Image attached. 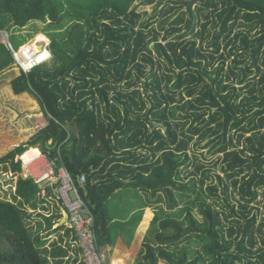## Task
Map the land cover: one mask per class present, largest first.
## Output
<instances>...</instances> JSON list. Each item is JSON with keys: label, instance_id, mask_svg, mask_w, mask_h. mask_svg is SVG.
<instances>
[{"label": "trees", "instance_id": "1", "mask_svg": "<svg viewBox=\"0 0 264 264\" xmlns=\"http://www.w3.org/2000/svg\"><path fill=\"white\" fill-rule=\"evenodd\" d=\"M141 1L151 14L136 0H0V31L41 22L51 53L9 81L46 123L0 156L15 175L0 196V264L67 255L44 245L52 217L31 224L59 182L43 197L20 175L28 147L67 170L96 230L123 179L150 195L136 264H264V0ZM13 66L0 42V74Z\"/></svg>", "mask_w": 264, "mask_h": 264}, {"label": "crops", "instance_id": "2", "mask_svg": "<svg viewBox=\"0 0 264 264\" xmlns=\"http://www.w3.org/2000/svg\"><path fill=\"white\" fill-rule=\"evenodd\" d=\"M23 94L29 97V104L36 103L37 100L33 96L28 93ZM41 114L42 119H44L43 113ZM44 120L46 121V119ZM32 148L39 149L38 147ZM105 174L106 172L102 173V175ZM123 182L124 184L118 187L109 197L105 212H102V216L105 215L104 226L102 228L98 227L96 230L99 248L106 264H136L141 255L145 233L154 216V206L150 205L149 200L150 195L141 188L131 185L128 177L123 179ZM56 183L57 181L45 180L41 185L38 184L42 188V196H45L46 187L55 186ZM79 184L82 185L80 182ZM44 198L45 203L42 206L45 209L40 207L33 213L32 223L35 225L38 221H41L45 228V221L40 214L47 218L52 217L51 234L47 236L44 245L49 248L53 241H58L59 245L67 247V255L58 260H62V264H80V251L73 242L72 232L69 233L66 230V228H69L67 213L57 198V190L53 189L51 197ZM62 224L64 226L57 230L56 228ZM44 232L45 230L42 229L41 235ZM61 239L62 242H60ZM50 260L53 264V258ZM161 263L164 262L160 261L159 264Z\"/></svg>", "mask_w": 264, "mask_h": 264}, {"label": "built area", "instance_id": "3", "mask_svg": "<svg viewBox=\"0 0 264 264\" xmlns=\"http://www.w3.org/2000/svg\"><path fill=\"white\" fill-rule=\"evenodd\" d=\"M4 37L3 35H1ZM29 43L20 47L13 45L5 38V45L11 52L14 64L22 71L27 72L32 67L40 64L51 57L48 39L41 35ZM31 152L27 160L23 156ZM21 163V176L30 177L35 183L41 185L45 180L59 182L57 198L62 203L66 213L69 227L73 229L76 236L74 241L80 250V256L85 264H106L100 251L96 233L94 217L78 193V189L67 170L60 166L57 169L54 160H50L37 148H30L16 157ZM79 182H85V175L79 176Z\"/></svg>", "mask_w": 264, "mask_h": 264}, {"label": "rangeland", "instance_id": "4", "mask_svg": "<svg viewBox=\"0 0 264 264\" xmlns=\"http://www.w3.org/2000/svg\"><path fill=\"white\" fill-rule=\"evenodd\" d=\"M135 3L138 4L139 11H147L148 14L152 13L153 7L156 4H144L141 0H136ZM42 27L43 24L41 22L35 21L23 29H11L6 33L12 44L17 46L35 39L36 36L42 32ZM1 35L5 37L6 34L4 32L1 33ZM1 35L0 42L4 44L5 38L1 37ZM19 72V69L13 66L0 74V156L13 146L25 142L30 135L46 122L44 120L45 117L44 119L41 117V107L37 101L36 103L29 104V97L26 94L14 96L11 92L9 81ZM200 151L205 154V157H202L204 162H206L205 164L209 165L210 159L206 160V158L209 157L208 154H206L207 149L202 148ZM31 152H36V150H31L24 156L29 157ZM190 152L191 151H189V153ZM14 180L15 175L10 171H5L4 166L0 164V196L5 197V193L10 189L12 190ZM6 198H9V196L6 195Z\"/></svg>", "mask_w": 264, "mask_h": 264}, {"label": "clouds", "instance_id": "5", "mask_svg": "<svg viewBox=\"0 0 264 264\" xmlns=\"http://www.w3.org/2000/svg\"><path fill=\"white\" fill-rule=\"evenodd\" d=\"M4 32H5V31H2V30H1V31H0V35H1V33H4ZM5 34H6L5 37L8 39V35H7L6 32H5ZM38 35H43V36H45V37L48 39V37H47L43 32H40ZM38 35H37V36H38ZM37 36H36V37H37ZM1 37H2V36H1ZM8 41H9V39H8ZM48 41H49V39H48ZM27 43H29V42H27ZM24 44H25V43H24ZM4 45H5V43H4ZM22 45H23V44H22ZM20 46H21V45H20ZM20 46H18V47H20ZM15 48H17V47H15ZM49 51H50V50H49ZM13 61H14V60H13ZM14 66H16V65L14 64ZM19 71H20V70H19ZM28 148H32V147H28ZM28 148H27V149H28ZM27 149H25V150H27ZM25 150H24V151H25ZM24 151H23V152H24ZM23 152H22V153H23ZM17 156H18V155H17Z\"/></svg>", "mask_w": 264, "mask_h": 264}, {"label": "bare ground", "instance_id": "6", "mask_svg": "<svg viewBox=\"0 0 264 264\" xmlns=\"http://www.w3.org/2000/svg\"><path fill=\"white\" fill-rule=\"evenodd\" d=\"M26 155V154H25ZM25 156H23V158H24ZM28 159V157L26 156L25 158H24V160H27Z\"/></svg>", "mask_w": 264, "mask_h": 264}]
</instances>
